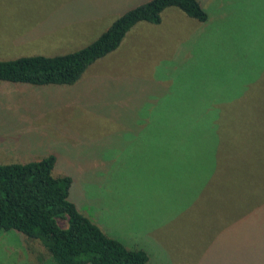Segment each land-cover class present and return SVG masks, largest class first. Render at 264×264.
<instances>
[{
	"label": "rangeland",
	"instance_id": "374dc122",
	"mask_svg": "<svg viewBox=\"0 0 264 264\" xmlns=\"http://www.w3.org/2000/svg\"><path fill=\"white\" fill-rule=\"evenodd\" d=\"M147 1L0 0V59L75 52ZM199 1L206 22L167 8L73 85L0 81V163L55 154L78 210L147 264H264V0ZM0 264L54 263L1 231Z\"/></svg>",
	"mask_w": 264,
	"mask_h": 264
},
{
	"label": "trees",
	"instance_id": "16d2710c",
	"mask_svg": "<svg viewBox=\"0 0 264 264\" xmlns=\"http://www.w3.org/2000/svg\"><path fill=\"white\" fill-rule=\"evenodd\" d=\"M175 8L200 23L208 14L199 0H149L116 18L92 43L65 55L0 59V81L32 86H70L95 61L114 51L138 23L160 24ZM57 156L0 164V232L15 231L37 241L54 264H147L143 249L108 237L70 200L68 175L54 176ZM41 258V254L37 259Z\"/></svg>",
	"mask_w": 264,
	"mask_h": 264
},
{
	"label": "crops",
	"instance_id": "0c3cea01",
	"mask_svg": "<svg viewBox=\"0 0 264 264\" xmlns=\"http://www.w3.org/2000/svg\"><path fill=\"white\" fill-rule=\"evenodd\" d=\"M148 24H150V23H148ZM151 25H153V24H151ZM29 145H32V149H33V151L32 152H34V150L36 149V146L34 145V144H29ZM30 153L31 152H29V153H27V154H25V155H22V154H15L14 153V156L12 157V159H10V163H26V162H29V161H35L36 159L35 158H33L31 155H30ZM7 155L8 154H6V160H9L8 158H7ZM0 162H5V160H3V161H0ZM57 163V162H56ZM0 164H2V163H0Z\"/></svg>",
	"mask_w": 264,
	"mask_h": 264
}]
</instances>
